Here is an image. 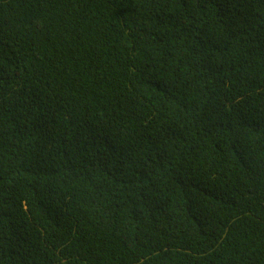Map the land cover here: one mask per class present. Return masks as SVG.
Segmentation results:
<instances>
[{
	"label": "trees",
	"instance_id": "16d2710c",
	"mask_svg": "<svg viewBox=\"0 0 264 264\" xmlns=\"http://www.w3.org/2000/svg\"><path fill=\"white\" fill-rule=\"evenodd\" d=\"M0 264H264V0H0Z\"/></svg>",
	"mask_w": 264,
	"mask_h": 264
}]
</instances>
